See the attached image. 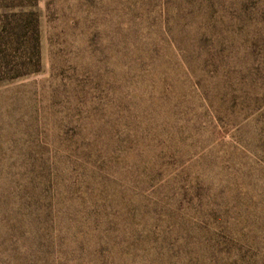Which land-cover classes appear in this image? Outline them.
Wrapping results in <instances>:
<instances>
[{"label":"rangeland","instance_id":"374dc122","mask_svg":"<svg viewBox=\"0 0 264 264\" xmlns=\"http://www.w3.org/2000/svg\"><path fill=\"white\" fill-rule=\"evenodd\" d=\"M30 4L39 71L0 80V264H264V0Z\"/></svg>","mask_w":264,"mask_h":264},{"label":"trees","instance_id":"16d2710c","mask_svg":"<svg viewBox=\"0 0 264 264\" xmlns=\"http://www.w3.org/2000/svg\"><path fill=\"white\" fill-rule=\"evenodd\" d=\"M13 1H17V5L11 7L16 10L11 13L14 24L12 31L20 48H16L13 54L9 45H0V80L33 74L40 68L38 21L35 11L32 10L34 5L30 4V0ZM2 45H5L4 48H1Z\"/></svg>","mask_w":264,"mask_h":264}]
</instances>
